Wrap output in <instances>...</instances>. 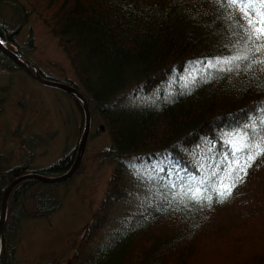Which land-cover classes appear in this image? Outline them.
Here are the masks:
<instances>
[{"label":"trees","instance_id":"trees-1","mask_svg":"<svg viewBox=\"0 0 264 264\" xmlns=\"http://www.w3.org/2000/svg\"><path fill=\"white\" fill-rule=\"evenodd\" d=\"M25 1L66 55L81 91L64 83L83 96L90 121L101 120L109 140L101 157L114 164L69 264H264V37L249 38L244 9L229 0ZM2 6L22 23L25 13L15 0H0V40L13 50L20 22L5 21ZM1 61L20 70L0 53ZM69 98L82 126L80 104ZM242 144L252 147L237 151ZM74 154L64 144L43 168L5 167L0 154V201L12 180L59 176ZM68 180L12 188L0 264H15L19 219L54 213ZM220 181L235 184L230 195H219Z\"/></svg>","mask_w":264,"mask_h":264},{"label":"rangeland","instance_id":"rangeland-1","mask_svg":"<svg viewBox=\"0 0 264 264\" xmlns=\"http://www.w3.org/2000/svg\"><path fill=\"white\" fill-rule=\"evenodd\" d=\"M15 2L25 13L23 23L19 16L11 17L8 7L1 8L10 25L20 22L11 43L13 50L21 52L43 77L69 82L80 92V82L57 39L30 11L25 0ZM0 63V154L7 160L5 167L24 163L31 168H43L59 157L64 144L68 149L75 146L76 153L83 123L81 126L73 101L58 90L34 82L21 69H9L4 66V61ZM27 137L29 141L25 140ZM234 139V135H229L227 141L230 143ZM108 143L101 120L97 115L91 121L89 117L79 167L68 182L57 189L58 209L47 216L19 219L11 237L15 264L70 263L113 171L114 164L101 157V150ZM30 146L31 151H27ZM197 151L198 156L204 158L203 152ZM124 208L123 204L111 208L107 224L95 234L88 251L103 238Z\"/></svg>","mask_w":264,"mask_h":264},{"label":"water","instance_id":"water-1","mask_svg":"<svg viewBox=\"0 0 264 264\" xmlns=\"http://www.w3.org/2000/svg\"><path fill=\"white\" fill-rule=\"evenodd\" d=\"M0 53L4 55L6 58L10 59L16 66H18L34 82L38 83L39 85L58 90L64 93L65 95L76 100L80 104L81 111L83 114V130H82V134L79 138V141L76 147L75 157L73 159L72 164L70 165V167L65 173L59 176H54V177H46V176H42L36 173H29V174L17 177L16 179L12 180L7 185V187L5 188L3 192L1 201H0V232H1V229L4 223V218H5L6 201H7L10 191L16 184H18L19 182L23 180H32V181L46 183V184H57V183H62L70 179L74 175V173L79 167V163H80L82 154L84 152L86 137L88 133V125H89V111H88V107H87V104L84 98L75 88H73L72 86L66 83L57 82V81L50 80V79L40 76L37 70L34 68V66L29 64L24 58L18 55L15 50L7 49L1 40H0Z\"/></svg>","mask_w":264,"mask_h":264},{"label":"snow or ice","instance_id":"snow-or-ice-1","mask_svg":"<svg viewBox=\"0 0 264 264\" xmlns=\"http://www.w3.org/2000/svg\"><path fill=\"white\" fill-rule=\"evenodd\" d=\"M231 4L239 5L241 6L244 11L242 12V15L245 16L248 19V34L249 38L251 39L253 36L256 40H260L262 37H264V10H261L259 12L254 11L255 5L257 3L264 6V0H229ZM249 11L252 12V15L256 16V20L254 21L251 16L248 15ZM233 59H240L239 56L233 57ZM224 63H229V61H224ZM243 139V138H241ZM244 147L251 148L252 145L250 144H242L240 148H237V151H243ZM254 159V154L249 153L247 156V160L251 161ZM250 166V164L248 165ZM243 170V169H242ZM235 187V184H228L224 181H220V191L219 195L221 197H226L227 195L231 194V189Z\"/></svg>","mask_w":264,"mask_h":264},{"label":"bare ground","instance_id":"bare-ground-1","mask_svg":"<svg viewBox=\"0 0 264 264\" xmlns=\"http://www.w3.org/2000/svg\"><path fill=\"white\" fill-rule=\"evenodd\" d=\"M83 97V96H82Z\"/></svg>","mask_w":264,"mask_h":264}]
</instances>
